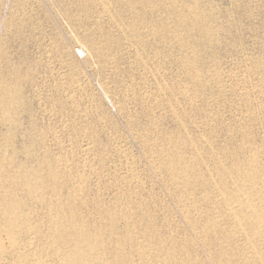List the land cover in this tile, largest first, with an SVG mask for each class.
Here are the masks:
<instances>
[{
    "label": "rangeland",
    "instance_id": "374dc122",
    "mask_svg": "<svg viewBox=\"0 0 264 264\" xmlns=\"http://www.w3.org/2000/svg\"><path fill=\"white\" fill-rule=\"evenodd\" d=\"M263 185L264 0H0V264H264Z\"/></svg>",
    "mask_w": 264,
    "mask_h": 264
},
{
    "label": "bare ground",
    "instance_id": "6f19581e",
    "mask_svg": "<svg viewBox=\"0 0 264 264\" xmlns=\"http://www.w3.org/2000/svg\"><path fill=\"white\" fill-rule=\"evenodd\" d=\"M194 176V175H193ZM200 176V175H199ZM252 176V175H251ZM255 176V175H254ZM196 178H198V177H196ZM252 178V177H251ZM264 186V185H263ZM218 188H220L219 186H218ZM243 188V187H242ZM242 188H240V189H242ZM264 188V187H263ZM217 189V188H216ZM240 189H239V191H240ZM217 190H219V189H217ZM223 190V189H222ZM221 189H220V191H222ZM240 192H242V191H240ZM224 193H226V192H224ZM224 193H223V200H221V201H223V204L225 205L224 207H226L227 209H228V212H229V217L231 216L232 218H234L235 220H234V222H235V230L237 231V233L239 232V234L241 233V234H243V235H245L246 237H255V235L256 234H258L256 231H254V232H251L249 229H245L244 227H245V225H244V227H243V224H245L244 222H247V221H249V222H251L252 224H254V225H257V226H260V227H262L261 229L262 230H264V213H262V212H259V211H257V210H255V209H250L248 212H247V214L249 215L248 216V218L246 217V218H244V217H242L241 216V214H238V209H234L232 206V204H231V197L229 196V194L228 195H225L224 196ZM239 193V192H238ZM240 195H242V193L241 194H239L238 195V197H237V199H238V201H247V200H250V198H248V197H245L244 199L240 196ZM262 195V194H261ZM235 197V196H234ZM264 196L262 195V198H263ZM233 198V197H232ZM233 201V200H232ZM222 204V205H223ZM240 204H242V203H240ZM19 205V204H18ZM232 205V206H231ZM5 207V206H4ZM236 208V207H235ZM1 212L4 214V216H6L7 217V220H8V222H9V224L11 223V224H14L15 225V222H16V219L14 218V216H11V213H10V207L8 206H6L4 209H3V211L1 210ZM228 214V213H227ZM17 217V216H16ZM6 220V219H5ZM10 224V225H11ZM72 226V225H71ZM74 226V225H73ZM33 230V229H32ZM80 230V229H79ZM10 231H11V229H10ZM73 231V230H72ZM76 232V231H75ZM7 233V232H6ZM74 233V232H73ZM77 233V232H76ZM75 234V233H74ZM74 234H73V236H74ZM81 234V233H80ZM77 235V234H76ZM99 235V234H98ZM77 236H79L80 237V235H77ZM77 236H75V238L77 237ZM81 236H86V235H81ZM78 237V240L75 242V247L73 246V249H70V247H69V250H67V251H65V249H64V251H65V253H64V251H63V253H64V257H65V259H66V262H65V264H93V260L91 259V254L89 255V253L90 252H86V250H85V248L87 247L88 248V246H84V245H87V241H85V239H81V237L79 238ZM87 237V236H86ZM85 237V238H86ZM11 240V239H10ZM70 240H72V239H70ZM87 240H88V238H87ZM73 241V240H72ZM72 245V244H71ZM88 245H90L89 244V242H88ZM85 247V248H84ZM92 247V246H91ZM86 248V249H87ZM91 249V248H90ZM93 249V248H92ZM94 250V249H93ZM92 250V251H93ZM88 251V250H87ZM87 253V254H86ZM93 255V254H92ZM99 255V254H98ZM96 257H97V255H95ZM94 256V257H95ZM40 257V256H39ZM96 259V258H95ZM30 261H31V259H30ZM40 263V262H39ZM40 264H42V263H40ZM110 264H112V263H110Z\"/></svg>",
    "mask_w": 264,
    "mask_h": 264
}]
</instances>
